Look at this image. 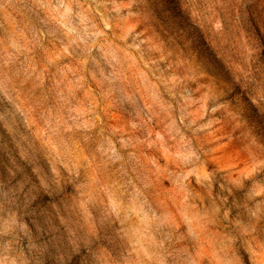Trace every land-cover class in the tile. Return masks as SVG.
<instances>
[{"label":"rangeland","instance_id":"rangeland-1","mask_svg":"<svg viewBox=\"0 0 264 264\" xmlns=\"http://www.w3.org/2000/svg\"><path fill=\"white\" fill-rule=\"evenodd\" d=\"M0 264H264V0H0Z\"/></svg>","mask_w":264,"mask_h":264}]
</instances>
